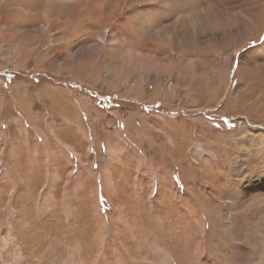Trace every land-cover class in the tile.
I'll return each instance as SVG.
<instances>
[{"label": "rangeland", "instance_id": "obj_1", "mask_svg": "<svg viewBox=\"0 0 264 264\" xmlns=\"http://www.w3.org/2000/svg\"><path fill=\"white\" fill-rule=\"evenodd\" d=\"M0 264H264V0H0Z\"/></svg>", "mask_w": 264, "mask_h": 264}, {"label": "bare ground", "instance_id": "obj_2", "mask_svg": "<svg viewBox=\"0 0 264 264\" xmlns=\"http://www.w3.org/2000/svg\"><path fill=\"white\" fill-rule=\"evenodd\" d=\"M261 186V184L260 185H257V186H255V187H260Z\"/></svg>", "mask_w": 264, "mask_h": 264}, {"label": "trees", "instance_id": "obj_3", "mask_svg": "<svg viewBox=\"0 0 264 264\" xmlns=\"http://www.w3.org/2000/svg\"><path fill=\"white\" fill-rule=\"evenodd\" d=\"M108 98H109V97H108ZM106 100L110 101V100H111V98H109V99H106Z\"/></svg>", "mask_w": 264, "mask_h": 264}, {"label": "snow or ice", "instance_id": "obj_4", "mask_svg": "<svg viewBox=\"0 0 264 264\" xmlns=\"http://www.w3.org/2000/svg\"><path fill=\"white\" fill-rule=\"evenodd\" d=\"M237 55L239 56L240 54H239V53H237Z\"/></svg>", "mask_w": 264, "mask_h": 264}]
</instances>
